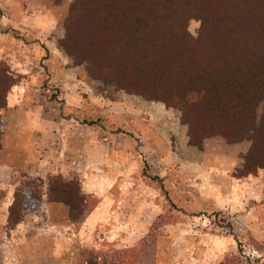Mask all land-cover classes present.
Instances as JSON below:
<instances>
[{
    "label": "rangeland",
    "instance_id": "rangeland-1",
    "mask_svg": "<svg viewBox=\"0 0 264 264\" xmlns=\"http://www.w3.org/2000/svg\"><path fill=\"white\" fill-rule=\"evenodd\" d=\"M151 2L164 18L162 30L184 32L191 41L200 38L202 25L210 30L222 24L208 21L206 12L185 0H143L139 8L147 11ZM87 5V0H0V74L5 86L12 84L0 110V149L4 126L30 122L33 155L44 176L16 174L19 199L30 193L38 198L54 177L78 184L84 212L70 216L60 203L45 207L60 228L74 221L66 230L76 234L71 264L264 262V170L242 171L250 141L213 135L193 146L191 110L116 83L111 58L105 56L108 65L104 56L88 52L85 24L95 17L85 11ZM223 8L220 15L230 2ZM91 36L100 37L94 30ZM261 110L258 106L257 117ZM10 141L9 152L26 154L29 143ZM102 202L97 223L84 226ZM102 230L114 245L100 241L92 250L80 245L82 233L94 238Z\"/></svg>",
    "mask_w": 264,
    "mask_h": 264
},
{
    "label": "trees",
    "instance_id": "trees-1",
    "mask_svg": "<svg viewBox=\"0 0 264 264\" xmlns=\"http://www.w3.org/2000/svg\"><path fill=\"white\" fill-rule=\"evenodd\" d=\"M185 1L206 12L208 21L222 24L210 30L202 25L200 38L191 41L184 32L162 30L164 18L158 16L153 2L144 11L139 8L143 0H87L90 8L85 11L95 17L92 24L86 19L88 52L104 56L108 65L105 56L110 57L114 80L125 89L167 105L180 102L184 110H191V145L200 147L205 136L213 135L227 141L246 139L250 147L243 173L264 170V0ZM228 1L230 10L220 15L222 6L228 9ZM227 20L233 23L230 28ZM93 30L100 37L91 36ZM11 86H5L0 74V110L6 107ZM258 106L262 107L259 117ZM45 189L47 201L63 204L70 216L84 212L78 184L59 176ZM41 193L38 198L30 193L27 199L20 194L19 199L16 191L9 209L10 226L20 221V211L35 206L30 201L39 200Z\"/></svg>",
    "mask_w": 264,
    "mask_h": 264
},
{
    "label": "crops",
    "instance_id": "crops-1",
    "mask_svg": "<svg viewBox=\"0 0 264 264\" xmlns=\"http://www.w3.org/2000/svg\"><path fill=\"white\" fill-rule=\"evenodd\" d=\"M10 97L8 99V109L11 105ZM17 138L29 143L26 154L19 150L16 151V154L8 151L11 144L10 140ZM34 142L33 126L30 125V122L23 124L19 121H12L9 127L8 125L4 126V139L0 149V264H71L74 252L70 243L76 234L73 231L68 232L66 230H71L73 223L69 221L67 225L60 228L55 222L51 221V215L48 210H45L47 209L45 207L52 203L47 201L45 188L40 195V199L35 200L34 206L41 209V211L43 210L41 214H29L27 211L30 209L26 208L18 223L11 226L8 223L9 209L14 202L16 191L19 190L15 175L24 173L31 178H44L42 174L38 173L40 170L37 168L39 161L33 155ZM23 195L26 199L30 196ZM103 208L102 202L96 210L91 212L90 216L85 217L82 221L84 226L98 221ZM68 224L70 227H68ZM93 235L88 236L92 240L88 242L87 234L82 233L80 235L81 240H79L80 245L92 250L99 249L104 241L109 245L115 244L107 239L103 230L99 232L98 237L93 238ZM95 238L99 242H96ZM93 241L94 246L90 247L88 243L91 244ZM116 244H118V240Z\"/></svg>",
    "mask_w": 264,
    "mask_h": 264
}]
</instances>
